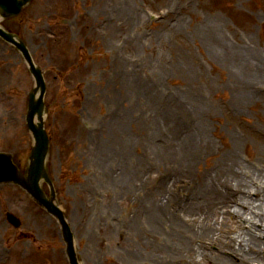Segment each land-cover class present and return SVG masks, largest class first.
<instances>
[{
	"label": "rangeland",
	"instance_id": "374dc122",
	"mask_svg": "<svg viewBox=\"0 0 264 264\" xmlns=\"http://www.w3.org/2000/svg\"><path fill=\"white\" fill-rule=\"evenodd\" d=\"M127 2L136 15V21L125 19L133 29L128 32L133 47L122 34L125 27L115 32L111 28L120 20L124 23L122 11ZM100 6L105 13H99ZM158 11L165 15L154 22L149 13L158 15ZM7 23L24 36L49 79L50 171L81 264H157L154 256L164 264H259L250 259L262 255L264 238L260 244L245 242L251 254L244 252V261L233 256L228 247L226 253H220L198 244L202 234L194 233L200 226L197 220L222 219L192 206L199 200V189L207 184L231 187L238 195L244 189H254L256 183L264 184L263 64L243 79V85L259 95L241 112L238 107L248 91H240L234 78L241 74L240 65L220 50L214 53L213 45L203 46L191 39L203 38L217 26L235 49L254 50L264 60V0H34L21 16ZM177 24H185L181 32L186 37L173 30ZM49 31L57 39L42 37ZM189 42L195 53L194 70L212 75L210 81L192 83L187 72L179 73L176 59ZM155 52L161 62L148 63L131 83L122 70L113 68L118 60L126 61L129 68L142 67ZM220 54L223 65L215 59ZM63 59L68 71L60 73L53 68L64 69ZM0 64V150L13 152L24 167L31 145L25 115L33 80L19 53L1 39ZM157 66L165 71L160 75L161 86L172 91L154 89L153 83L159 82L153 73ZM170 95L188 104L194 95L208 104L201 114H187L183 119L187 126L170 124L179 129L174 130L156 115L161 113L155 105L159 98ZM192 120L197 138L186 146H192L193 155L188 154L183 163L185 172L169 173L168 168H182L180 161L187 156L174 144L183 140L171 137V132L187 136L194 129L189 127ZM141 140L144 143L140 145ZM227 151L230 154L224 157ZM232 166L249 180V186L240 184ZM177 182L181 190L171 198ZM238 195L232 194L217 207V213L228 217L239 214L243 206L238 202L242 204L243 197ZM153 198L159 203L156 215ZM165 207L171 218L169 214L166 217ZM8 211L22 220L20 228L9 223ZM157 221L159 229H153ZM243 223L244 229L256 231L252 222ZM234 224L223 218L222 242L233 234L230 228ZM260 231L264 233V228ZM181 232L190 233L191 242L202 246L203 254L180 249L169 261V251ZM62 236L58 221L26 193L14 186H0V264H69ZM148 239L161 244L162 249L152 255Z\"/></svg>",
	"mask_w": 264,
	"mask_h": 264
},
{
	"label": "bare ground",
	"instance_id": "6f19581e",
	"mask_svg": "<svg viewBox=\"0 0 264 264\" xmlns=\"http://www.w3.org/2000/svg\"><path fill=\"white\" fill-rule=\"evenodd\" d=\"M125 10V11H124ZM123 12V16H125L124 18V23L120 20L119 24L117 25H112L111 28L112 30H114V32L117 30L121 31L122 28H126V32L123 31L122 34H126V41L131 45V47H133V39L130 38V34L128 32L133 31V29H131V23L128 21H125V19H132L134 18V20L136 19V15H134V13L131 12V9L129 8L128 2L126 7L124 8ZM99 12H106V10L103 7H99ZM209 19H213V20H218L219 18L217 17H213L210 16ZM136 21V20H135ZM132 22V21H131ZM191 22V21H190ZM193 22V21H192ZM191 22V23H192ZM200 24V23H198ZM129 26V27H127ZM181 26H185V24H177L175 26V29L173 28V30L183 37H186V35L181 32V30L183 29V27ZM203 33V32H200ZM165 35H162L161 38H164ZM191 41H193L194 43L201 41L203 43V46H214L215 48H210L214 53H217V51H222V53L228 54L231 57V61H234L235 63H238L241 67V74L240 76H235L234 78L237 79V83L239 85L240 91H248V93L245 95V99L242 102V104L240 105V107H238V110L241 108V112H243V108L247 105H249L250 100H254V98L258 97V92H256L255 89H249L248 87L243 85V79L247 76L250 75V73L253 70L259 69L260 66V62H262L263 66L260 72L264 73V60H262L263 56H260L259 54H255L254 50H251L250 52H245V51H239L237 49L234 48L233 43H231L223 34L219 33L217 26L214 29V31L212 33H210L209 35L200 38V37H193L191 39ZM190 41V42H191ZM190 42L188 43V45H186V50H184V52L181 54L180 57H177V61L179 62L178 65L181 66L180 72H187L192 80V83H198L200 80H208L210 81V79L212 78V75L208 74L207 72L202 71L201 69L197 68V71L194 70L193 66H194V60H195V53L193 51V47L191 46ZM164 43V41H162L161 45ZM152 46L155 44H151ZM144 49L147 48V46L143 47ZM248 51V50H247ZM221 58L220 60L218 58ZM215 58V57H214ZM217 61H220L222 63V65L225 63L224 59H222V55L220 54V56H218L217 58H215ZM156 61L157 65L161 62V57L160 55L155 52V53H150V56L148 57V59L145 61V63L143 64L142 67L139 68H135V67H130L133 71H131V69L129 67H127V63L126 61H124V63L121 60L117 61V64H115L113 66V68H117L119 71H123L124 73V77L126 78V81L128 83H131L135 80L134 76L136 75V73H139L142 71V69L146 68L148 63H150L151 61ZM156 66V65H155ZM177 68V65H175ZM196 66V65H195ZM158 67V66H157ZM159 68V67H158ZM179 68V66H178ZM165 72L162 69H158L157 71L153 72L154 76L159 80L155 81V83H153L154 85V89L156 91H172L169 87H163L161 86L160 82L161 81V73ZM142 74V73H141ZM160 77V78H159ZM132 78V79H131ZM165 97H169L168 99L163 98V96H161L159 98V103L157 102L155 105L158 107V109L160 110V114H158V112L156 113L157 117L160 119H162L164 121V119L166 121H168V123L166 124V126H170L172 129L174 130H179L175 125H170L173 124L174 122H178V123H182V127L187 126L189 123L188 121H184L183 119L187 117V114L189 112H192L193 114H201L202 112L205 111V107H207L208 101L204 100V99H200L198 96H191V101H189V104L186 101H177L176 97L174 96H165ZM175 98V100H174ZM188 104V106L186 105ZM192 116V114H191ZM183 120V122H182ZM193 123H191L189 125V127H193V131L189 132V134L187 136H183L182 134H178L176 132H171V137L173 136L175 139L180 138L181 140H183V143L180 142H176L174 141L175 147L177 149H179L180 151L185 153V158L182 160V162H186L188 154L193 155L192 152V146L187 145L186 143L188 141H195V139L197 138V135L195 133V127L196 124H194V120H192ZM155 137H153L154 139ZM259 138L263 139L262 137L259 136ZM187 139V140H186ZM144 141L141 140L138 144H143ZM135 149H138V146L135 147ZM230 151H227V153H225L224 157H226ZM233 165H236V161L233 160L232 162ZM235 167H231V172L232 173H237L236 176L237 178H239V182L241 185L243 186H249V180L246 179L244 176H242V173L240 171H237L236 169H234ZM183 172H185L184 167H182ZM119 187H123L124 184L118 183L116 184ZM203 190L199 189L198 192V196H199V200L194 202L192 206L193 208H195V210H199L200 213H204L206 211H211L214 214L219 215V218H221V222H223V218H225L226 220H232L233 223H235V229H240V231L237 233L236 236L231 237V246L233 247V251L237 252V251H243V252H249L248 246L247 244H245V242L248 240V244L251 243H257L260 244L261 243V239L264 238V233L262 232H257V231H251L249 229H244L243 226L245 224H243V222L240 220V218L242 219V217L246 216V214H252L253 217H255L256 219H258L259 221H264V202H261L259 204H256V201H254V199H249L248 200V205H249V209H241L239 211V214L237 215H232L230 217H228L227 215L223 214V213H217V207L220 206L222 203L225 204L226 202H228V200L230 199L231 195L233 194L230 190H227L224 186L220 189L218 185H212V184H207L205 185V188H202ZM123 190V189H122ZM241 197H245L244 195ZM240 197V198H241ZM259 199V198H258ZM264 199V198H263ZM151 199L148 198L147 201H150ZM247 200V199H246ZM159 205V203H157L156 199L153 198V202H152V210L154 212V214L156 215V208ZM161 208V207H159ZM164 210H167L166 212V217L168 218V214L171 218V212L169 210V208H166ZM214 217V216H213ZM240 217V218H239ZM252 219V216L248 217V221ZM153 229H159V221H157L154 225H152ZM243 228V230H241ZM216 229L218 231V226H215L213 229L208 230L206 229L204 232L208 231L210 233H212L213 235L216 233ZM162 234H166L167 236L170 235V233H167L166 231L163 230L159 231ZM184 232H181L177 235L176 239V244L173 248V250L169 251L170 254L168 255V259L170 261V257L172 256L173 252L175 251H179L180 249L181 252H185L187 251L188 253H198V254H203V247L196 244V243H192V235L190 233H187L186 235H183ZM247 233V234H246ZM230 237V236H229ZM230 239V238H229ZM147 246L152 250L151 253L152 255L155 254V252H158L162 249V245L158 244L156 242H154L153 239H148V242H146ZM238 255V254H237ZM157 264H164L161 260L160 257H156L154 256ZM180 257H178L179 259ZM171 264H175V263H171Z\"/></svg>",
	"mask_w": 264,
	"mask_h": 264
},
{
	"label": "water",
	"instance_id": "95a60500",
	"mask_svg": "<svg viewBox=\"0 0 264 264\" xmlns=\"http://www.w3.org/2000/svg\"><path fill=\"white\" fill-rule=\"evenodd\" d=\"M28 1L29 0H0L1 16H8L11 15V13L20 11L21 6ZM0 34L7 40L13 42L19 49H21L30 64L31 71L37 78L38 86H42L41 90H39L40 88H37V90H35L36 92H40L39 98L36 97L35 93L32 94L29 107L28 123L34 133L36 139V146L33 150L32 162L28 171V175L26 178L20 177V175H18L17 167L11 163V157L9 155H0V181H7L9 179L10 181H15L17 183L22 184L36 199H38L42 204L46 205L49 210H52V212L61 217L60 210L55 204H53L52 201L47 200L46 196L40 188L39 183V180L42 177H47L45 171V158L48 152L49 143L48 137L43 127L44 110H42L41 106V100L44 94L43 80L41 79V76L35 68L33 62H31L28 50L26 49L23 42L19 41L15 36L11 34L9 35L1 27ZM36 118L38 119L37 123L35 122ZM9 176H13V178L10 179ZM71 257L73 264H77L73 253H71Z\"/></svg>",
	"mask_w": 264,
	"mask_h": 264
}]
</instances>
